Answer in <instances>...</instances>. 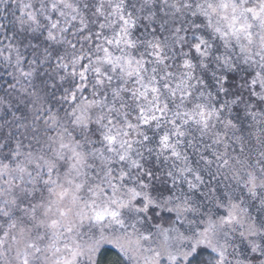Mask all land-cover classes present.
<instances>
[{"label": "snow or ice", "instance_id": "snow-or-ice-1", "mask_svg": "<svg viewBox=\"0 0 264 264\" xmlns=\"http://www.w3.org/2000/svg\"><path fill=\"white\" fill-rule=\"evenodd\" d=\"M0 264H264V0H0Z\"/></svg>", "mask_w": 264, "mask_h": 264}]
</instances>
